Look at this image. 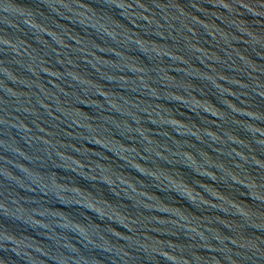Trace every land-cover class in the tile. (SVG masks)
<instances>
[{
	"label": "water",
	"instance_id": "1",
	"mask_svg": "<svg viewBox=\"0 0 264 264\" xmlns=\"http://www.w3.org/2000/svg\"><path fill=\"white\" fill-rule=\"evenodd\" d=\"M0 264H264V0H0Z\"/></svg>",
	"mask_w": 264,
	"mask_h": 264
}]
</instances>
